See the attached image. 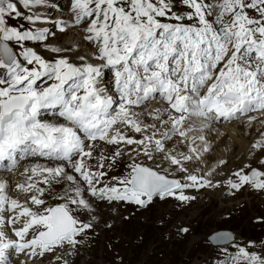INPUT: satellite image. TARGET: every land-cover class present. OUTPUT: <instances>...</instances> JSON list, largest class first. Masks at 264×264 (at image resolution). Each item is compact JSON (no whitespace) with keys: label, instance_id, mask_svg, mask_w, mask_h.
<instances>
[{"label":"snow or ice","instance_id":"obj_1","mask_svg":"<svg viewBox=\"0 0 264 264\" xmlns=\"http://www.w3.org/2000/svg\"><path fill=\"white\" fill-rule=\"evenodd\" d=\"M69 29L98 63L73 62L79 44L56 39ZM153 101L162 107L145 122L140 109ZM252 112L264 113V0H70L67 9L0 0V264L55 249L70 264L101 206L184 204L207 188L264 192V134L251 145L259 168L246 163L221 181L213 174L224 160L187 167L210 151L205 130ZM29 160L27 182L15 185L24 199L13 198L6 176ZM208 242L220 253L209 264H264V240L219 231Z\"/></svg>","mask_w":264,"mask_h":264},{"label":"rangeland","instance_id":"obj_2","mask_svg":"<svg viewBox=\"0 0 264 264\" xmlns=\"http://www.w3.org/2000/svg\"><path fill=\"white\" fill-rule=\"evenodd\" d=\"M57 2L67 9L70 0H57ZM59 35L60 38L56 39L61 46H63L64 39L70 41L66 43V47L74 43L79 44V51L73 54V62L79 63L80 61L75 60V56L84 55L90 62L98 63L91 60L94 49L83 40L82 32L69 29L63 34L57 33V36ZM71 39L77 42H72ZM81 50H85L87 55ZM37 51L40 49L37 48ZM42 54L48 55L47 53ZM108 79H110V73L106 72L105 80ZM151 104L152 102L145 108ZM255 113H249L244 117H254L250 124L248 122L241 124L239 121L214 124L216 126L211 129L215 130L216 134L221 132L222 136L219 139L205 130L210 151L207 156V153L205 154L206 157L203 155L202 161L190 162L191 170L202 168L203 171H207L210 169L209 165H215L219 156H225L226 159L223 157L220 159L226 163L217 168V172L221 174H213L216 180L223 181L233 171L243 168L246 163L259 168L256 159L259 153H253L251 145L261 139L264 134V117L256 119ZM261 116H264V113H261ZM245 124L249 125L248 131L241 128ZM230 126L232 128L227 130ZM229 131H231L230 134L227 133ZM197 143L200 142L197 141ZM181 149L187 151L183 145L179 147V150ZM236 152L238 157H236ZM6 178L11 183V176ZM186 194L195 196V199L179 205L178 208H173L177 201L171 197L163 201L155 198L153 203L143 210L131 207L116 208L114 210L115 228L110 230L112 234L109 235L107 233L110 232L104 231L103 235L95 238L97 243H100L98 242L100 237L104 239L103 243L95 249V254L101 256V261L96 257L91 259L89 253L85 255L80 251L81 248L84 250L89 245L88 240H91L89 237L78 246L70 264H100V262L101 264H209L211 259L220 255L219 249L213 248L207 241L208 236L214 232L230 231L239 244L264 240V192L252 191L246 186L233 195H227L223 187L201 189L199 192L189 190ZM10 195L16 198L14 193L10 192ZM107 210L101 206L102 214H106ZM101 218L98 226L106 223L105 218ZM258 218L261 222H256ZM181 227H187L189 231L186 234H180L178 229ZM113 236L119 237L116 243L113 242ZM228 250L232 251L231 247ZM65 251L66 249H55L51 255L59 254L65 258ZM18 256L17 261L20 264L26 255L21 253ZM30 263L34 264L35 261L30 259Z\"/></svg>","mask_w":264,"mask_h":264},{"label":"bare ground","instance_id":"obj_3","mask_svg":"<svg viewBox=\"0 0 264 264\" xmlns=\"http://www.w3.org/2000/svg\"><path fill=\"white\" fill-rule=\"evenodd\" d=\"M62 6V5H61ZM73 33V32H72ZM72 33L70 34V35H72ZM58 38H60V35L59 36H57ZM70 37V36H69ZM64 39V38H63ZM68 40H70L69 38H67ZM72 40V39H71ZM76 40H77V37H76ZM78 40H79V37H78ZM70 41H66L65 39H64V41H63V46H65L66 47V43H69ZM72 42H77V41H74V40H72ZM86 49V48H85ZM82 51V50H81ZM82 53L83 54H85V55H87V52L85 53V50L84 51H82ZM156 107H162V105L160 106L159 105V103L158 102H152V104L150 105V106H147L146 108H144L145 110H143L144 112H145V116H144V120H145V122H150V119H149V117L147 116V112H150V111H152V109L153 108H156ZM140 111H142L141 109H140ZM147 111V112H146ZM255 115H256V119L257 118H261V117H264V116H261V113L260 112H256L255 113ZM255 119V120H256ZM241 124H244V123H247L248 122V118H242L241 119V121H239ZM257 122H259V121H257ZM261 122V121H260ZM218 124H221V123H218ZM214 126H216V125H213L211 128H213ZM238 127V126H237ZM257 128L256 129H258V126H256ZM211 128H209V129H207L208 130V132L209 133H212V134H214L215 136H217V138L219 139L220 138V136H222L221 135V132L219 133V134H216V133H214V131L215 130H212ZM230 128H232V126H230V127H228L227 128V130H229ZM241 128H245V129H247V131H248V129H249V125L248 124H245V125H242V127ZM218 129H219V127H218ZM226 130V131H227ZM207 132V131H206ZM207 132V133H208ZM230 132L231 131H229V132H227V133H229L230 134ZM247 133V132H246ZM129 135H132V133L131 132H129L128 133ZM223 134V133H222ZM213 136V135H212ZM232 138V137H231ZM217 139V140H218ZM230 140V139H229ZM175 141V140H174ZM233 141V140H232ZM220 142V141H219ZM236 146V145H235ZM239 146V145H238ZM244 146V145H243ZM237 147V146H236ZM221 148H222V146H221ZM224 148V147H223ZM222 148V149H223ZM230 148V147H229ZM243 149V148H242ZM224 150V149H223ZM179 151H184V152H186L184 149H181V150H179ZM221 151V150H220ZM237 151V150H236ZM239 151H241L240 150V148H239ZM238 152V151H237ZM236 152V157H238V153ZM208 155V153L206 154V156ZM204 156H205V154H204ZM205 156V157H206ZM229 156V155H228ZM220 157H223V158H225L226 159V157L225 156H219V158H217L218 160L215 162V165H217L218 164V162L221 160L220 159ZM34 162H36V161H33V160H29V161H24V162H21V164H20V166H19V168L17 169V171H16V173L15 174H8L7 176H11V186H12V189L14 190V191H11L12 193H14V195H15V197L17 198H19V199H21V200H23L24 199V197H23V195L22 194H20V193H18L17 191H15V185L17 184V183H21V184H24V183H26L27 182V176H26V174H23L24 173V167H25V165L26 164H31V163H34ZM43 161H41V163H42ZM214 165H209V167L210 168H212ZM187 167L189 168V170H191V168H192V166L190 165V164H188L187 165ZM221 167V166H220ZM219 169H221V168H219ZM228 172V171H227ZM230 172V171H229ZM234 172V171H233ZM225 174V173H224ZM6 176V177H7ZM189 195V194H188ZM177 201V200H176ZM179 205H183L182 203H180L179 201H177L176 202V204L174 205V207L173 208H178V206ZM122 208H124V207H122ZM132 208V207H131ZM106 214H102L101 212H100V216L101 217H103V218H105V220H106V223H110L111 224V227L110 228H107V227H105L104 225H105V223H104V225H99L98 227H97V230H96V232L95 233H90L89 234V237L91 238V240H88L89 241V245L83 250L82 248L80 249V251L81 252H83L85 255H86V253H89V258H93V257H96V258H98V260L99 261H101L100 259H101V256H98L97 254H95V249H97V247L100 245V244H102L103 243V241H104V239H101V237H100V239L98 240V242L100 241V243H97L96 242V240H95V238L97 237V236H100V235H103V232L104 231H106V232H110V230L111 229H114L115 228V224H114V222H115V218H114V210L113 209H108L106 212H105ZM106 234V233H105ZM107 234H109V235H111L112 234V232H110V233H107ZM88 237V238H89ZM113 238V242H117V239L119 238V237H117V236H113L112 237ZM54 251V250H53ZM52 251V252H53ZM52 252H46L43 256H37V257H32L31 258V260H33V261H35V263L34 264H63V257L61 256V255H59V254H57V255H51V253ZM18 258H19V256L18 255H13L12 257H11V264H19V262L17 261L18 260ZM68 259L71 261V260H73L74 259V257H68ZM20 260V259H19ZM23 262V264H33V263H30V259L28 258V256H25L24 257V260L22 261ZM21 264V263H20ZM100 264H101V262H100Z\"/></svg>","mask_w":264,"mask_h":264},{"label":"water","instance_id":"obj_4","mask_svg":"<svg viewBox=\"0 0 264 264\" xmlns=\"http://www.w3.org/2000/svg\"><path fill=\"white\" fill-rule=\"evenodd\" d=\"M215 233H217V232L212 233L211 235L208 236V238H209L210 236H212L213 234H215ZM208 238H207V241H208ZM209 244H210V243H209ZM212 247H213V246H212Z\"/></svg>","mask_w":264,"mask_h":264}]
</instances>
